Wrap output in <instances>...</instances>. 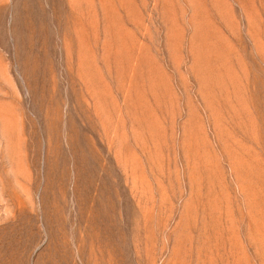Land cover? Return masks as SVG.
Wrapping results in <instances>:
<instances>
[{
  "label": "rangeland",
  "instance_id": "374dc122",
  "mask_svg": "<svg viewBox=\"0 0 264 264\" xmlns=\"http://www.w3.org/2000/svg\"><path fill=\"white\" fill-rule=\"evenodd\" d=\"M0 264H264V0H0Z\"/></svg>",
  "mask_w": 264,
  "mask_h": 264
}]
</instances>
